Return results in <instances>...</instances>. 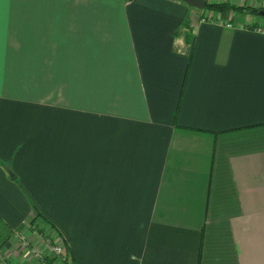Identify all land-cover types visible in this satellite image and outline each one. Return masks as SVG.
Here are the masks:
<instances>
[{"label": "crops", "instance_id": "1", "mask_svg": "<svg viewBox=\"0 0 264 264\" xmlns=\"http://www.w3.org/2000/svg\"><path fill=\"white\" fill-rule=\"evenodd\" d=\"M244 5L0 0V264H48L47 240L75 264H264V16Z\"/></svg>", "mask_w": 264, "mask_h": 264}, {"label": "trees", "instance_id": "2", "mask_svg": "<svg viewBox=\"0 0 264 264\" xmlns=\"http://www.w3.org/2000/svg\"><path fill=\"white\" fill-rule=\"evenodd\" d=\"M205 9L212 11V12H218V13L224 12L227 10H231V11L239 12V13H250V14L255 13L254 9L249 8L247 6L246 7L245 6H234V5H230L228 3L215 4V3H207L206 2ZM33 213H34V216L30 220V224H33L38 218H40V219L44 218L43 215L35 207H33ZM47 223L51 227H55L51 223H49L48 221H47ZM40 232H41V229H40ZM10 236H11V231L4 225V223L0 219V249L10 239ZM69 252H70V247L65 246V253L67 255V264H75L73 259L70 257ZM49 263L50 262H48V264Z\"/></svg>", "mask_w": 264, "mask_h": 264}, {"label": "built area", "instance_id": "3", "mask_svg": "<svg viewBox=\"0 0 264 264\" xmlns=\"http://www.w3.org/2000/svg\"><path fill=\"white\" fill-rule=\"evenodd\" d=\"M206 1V0H205ZM243 6L245 3H256L258 9L264 10V0H238ZM246 7V6H245ZM207 13L204 14L206 16ZM260 32H264V29L259 30ZM18 239L19 245L22 249L38 254V249L34 246H31L30 241L28 238L23 234L16 235ZM48 241V251H49V264H67V255L65 253V248L61 243H51L50 240ZM10 264V263H7Z\"/></svg>", "mask_w": 264, "mask_h": 264}, {"label": "water", "instance_id": "4", "mask_svg": "<svg viewBox=\"0 0 264 264\" xmlns=\"http://www.w3.org/2000/svg\"><path fill=\"white\" fill-rule=\"evenodd\" d=\"M185 2L188 6L195 7L197 9H202L206 5L205 0H182ZM257 13L261 16H264V10H258Z\"/></svg>", "mask_w": 264, "mask_h": 264}]
</instances>
